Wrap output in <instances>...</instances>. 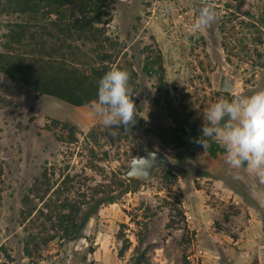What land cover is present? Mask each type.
<instances>
[{
    "label": "rangeland",
    "instance_id": "obj_1",
    "mask_svg": "<svg viewBox=\"0 0 264 264\" xmlns=\"http://www.w3.org/2000/svg\"><path fill=\"white\" fill-rule=\"evenodd\" d=\"M153 1L104 6L107 34L124 47L116 63L137 74L136 123L128 129L112 135L89 106L37 95L0 74L1 264H133L141 254L143 264H264V184L200 145L165 149L148 119L153 110L167 127L163 113L171 105L202 127L218 99L264 89V0H210L219 19L200 32L192 24L203 0ZM19 19L0 8V43ZM158 53L167 100L156 91L158 75L143 71ZM221 75L232 92L218 90ZM135 139L181 167L165 170L174 178L157 171L123 194L120 171L135 154ZM111 196L118 199L96 200ZM65 203L81 212L94 207L77 237L65 236L69 225L58 222L69 211Z\"/></svg>",
    "mask_w": 264,
    "mask_h": 264
},
{
    "label": "trees",
    "instance_id": "obj_2",
    "mask_svg": "<svg viewBox=\"0 0 264 264\" xmlns=\"http://www.w3.org/2000/svg\"><path fill=\"white\" fill-rule=\"evenodd\" d=\"M106 1L110 0H0L1 12L20 18L9 22L1 37L0 74L37 95L54 98L73 107L89 106V102L96 98L99 79L113 65L131 73L130 84L135 91L136 72L116 63L124 47L107 34L111 16L105 11ZM160 61L159 53L151 62L146 58L143 71L147 75H158L156 91L167 100V84ZM153 65L157 67L154 70ZM154 104L159 106L160 100L155 99ZM163 116L171 120L167 127L153 110L149 111L148 119L165 149L173 152L199 145L194 141L201 135L200 124L192 123L171 105L165 108ZM207 151L214 158L223 154V149L215 143H211ZM162 173L167 178L172 176L170 171ZM131 183L143 185L135 178L121 179L119 184L123 194L130 191ZM117 199L111 196L96 200L98 203H114ZM64 206L69 211L66 215H58V222L65 220L68 223L63 231L65 236L77 237L94 207L81 212L68 203ZM127 249L123 246L120 256ZM143 259L141 254L133 264H143Z\"/></svg>",
    "mask_w": 264,
    "mask_h": 264
},
{
    "label": "clouds",
    "instance_id": "obj_3",
    "mask_svg": "<svg viewBox=\"0 0 264 264\" xmlns=\"http://www.w3.org/2000/svg\"><path fill=\"white\" fill-rule=\"evenodd\" d=\"M219 19V12L210 0H203L198 10L193 32H200ZM131 73L116 65L99 79L96 98L89 102L93 115L98 116L112 135L136 123L135 95ZM201 135L194 142L205 152L211 143L223 149L225 163L232 169H246L264 184V89L251 95L232 94L220 98L203 115ZM211 142V143H210Z\"/></svg>",
    "mask_w": 264,
    "mask_h": 264
},
{
    "label": "water",
    "instance_id": "obj_4",
    "mask_svg": "<svg viewBox=\"0 0 264 264\" xmlns=\"http://www.w3.org/2000/svg\"><path fill=\"white\" fill-rule=\"evenodd\" d=\"M218 90L223 93H230L234 90L233 85L224 75L220 76ZM135 154L123 163L120 171L124 179L135 178L143 183L150 181L157 171L177 170L181 166L176 159L159 147H149L141 139H135Z\"/></svg>",
    "mask_w": 264,
    "mask_h": 264
},
{
    "label": "built area",
    "instance_id": "obj_5",
    "mask_svg": "<svg viewBox=\"0 0 264 264\" xmlns=\"http://www.w3.org/2000/svg\"><path fill=\"white\" fill-rule=\"evenodd\" d=\"M188 1H193V0H154L153 5L154 4H161V3L171 4L172 2H175L177 5H179V4H184L185 2H188Z\"/></svg>",
    "mask_w": 264,
    "mask_h": 264
}]
</instances>
